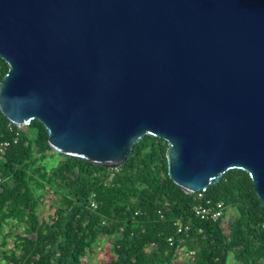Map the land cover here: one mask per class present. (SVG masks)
<instances>
[{
    "label": "water",
    "instance_id": "water-1",
    "mask_svg": "<svg viewBox=\"0 0 264 264\" xmlns=\"http://www.w3.org/2000/svg\"><path fill=\"white\" fill-rule=\"evenodd\" d=\"M0 110L117 167L150 134L187 193L233 168L264 207V0H0Z\"/></svg>",
    "mask_w": 264,
    "mask_h": 264
},
{
    "label": "trees",
    "instance_id": "trees-1",
    "mask_svg": "<svg viewBox=\"0 0 264 264\" xmlns=\"http://www.w3.org/2000/svg\"><path fill=\"white\" fill-rule=\"evenodd\" d=\"M8 70L0 57V83ZM3 142L9 146L0 162V264H83L103 237L115 253L103 264H227L230 257L235 264H264V207L243 169H229L205 191L226 212L234 209L225 231L221 221L197 217L196 194L170 178L163 138L144 136L112 180V167L57 152L38 119L19 127L0 110ZM179 221L190 229L177 233ZM7 226L15 234L12 246ZM177 246L193 256L177 263Z\"/></svg>",
    "mask_w": 264,
    "mask_h": 264
},
{
    "label": "built area",
    "instance_id": "built-area-1",
    "mask_svg": "<svg viewBox=\"0 0 264 264\" xmlns=\"http://www.w3.org/2000/svg\"><path fill=\"white\" fill-rule=\"evenodd\" d=\"M9 146V142H3L0 144V162L6 152V148ZM117 170L116 167H112L110 172V179L112 180L115 171ZM2 180L0 176V181ZM206 190H200L195 192L197 203L194 206V212L197 217H200L201 219H212L214 221H221L222 227L225 231H228L230 228V221L231 219L228 218L225 208V204L223 201H214L213 199L206 198L205 195ZM91 207L96 208L98 206L96 199H95V193L91 196ZM190 229V226L188 224H184L181 221L177 222V233H183L184 231H187ZM169 244L171 246L176 245V239L174 236H169L167 238ZM177 254L180 257H185V259H189L193 256L194 252H188L184 251L181 246H177Z\"/></svg>",
    "mask_w": 264,
    "mask_h": 264
},
{
    "label": "rangeland",
    "instance_id": "rangeland-1",
    "mask_svg": "<svg viewBox=\"0 0 264 264\" xmlns=\"http://www.w3.org/2000/svg\"><path fill=\"white\" fill-rule=\"evenodd\" d=\"M25 130H28L27 127H24ZM51 161L55 164L56 163V159H51ZM50 196V194L48 195ZM49 204V203H48ZM47 204V208L48 205ZM234 214L235 211L234 209H230L228 210V218L229 219H233L234 218ZM5 233L10 232V226H7L4 230ZM9 235L7 236L9 245H13L14 239H15V234L13 235L12 233H8ZM2 234H0V240L2 239ZM113 258H115V253L113 251L112 248V240L109 238H102L97 245L94 246V250L92 253H90V255L86 256L83 259V264H103L107 261L112 260ZM182 261H186L185 257L184 259H182L181 261H177V263H181ZM227 264H235L234 260L232 257L229 258L228 263Z\"/></svg>",
    "mask_w": 264,
    "mask_h": 264
},
{
    "label": "crops",
    "instance_id": "crops-1",
    "mask_svg": "<svg viewBox=\"0 0 264 264\" xmlns=\"http://www.w3.org/2000/svg\"><path fill=\"white\" fill-rule=\"evenodd\" d=\"M178 259H181V260H182L183 258H182V257H180V258H178Z\"/></svg>",
    "mask_w": 264,
    "mask_h": 264
}]
</instances>
